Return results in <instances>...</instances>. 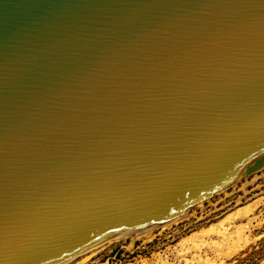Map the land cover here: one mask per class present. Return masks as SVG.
<instances>
[{
    "label": "water",
    "instance_id": "obj_1",
    "mask_svg": "<svg viewBox=\"0 0 264 264\" xmlns=\"http://www.w3.org/2000/svg\"><path fill=\"white\" fill-rule=\"evenodd\" d=\"M264 160V0H0V264L175 220Z\"/></svg>",
    "mask_w": 264,
    "mask_h": 264
},
{
    "label": "rangeland",
    "instance_id": "obj_2",
    "mask_svg": "<svg viewBox=\"0 0 264 264\" xmlns=\"http://www.w3.org/2000/svg\"><path fill=\"white\" fill-rule=\"evenodd\" d=\"M239 230L247 238L241 247ZM134 232L104 238L59 264L218 263L216 254L226 246L238 248L222 256L219 264H264V160L259 168L211 191L174 221ZM214 241L221 247L212 246Z\"/></svg>",
    "mask_w": 264,
    "mask_h": 264
},
{
    "label": "bare ground",
    "instance_id": "obj_3",
    "mask_svg": "<svg viewBox=\"0 0 264 264\" xmlns=\"http://www.w3.org/2000/svg\"><path fill=\"white\" fill-rule=\"evenodd\" d=\"M236 176L237 175H235V176H233L229 181H231V180H233L234 178H236ZM197 203H199V200L194 204V205H196ZM230 216V215H229ZM172 221H174V220H172ZM171 221H169V222H166V224L167 223H170ZM165 223H162V224H160V225H164ZM159 225V226H160ZM157 225H155V226H150V227H148V228H151V227H156ZM243 227V226H242ZM137 231V230H136ZM129 232H131V231H129ZM134 232V231H133ZM123 233H128V232H121V233H116V234H113V235H111V236H108V237H112V236H118V235H120V234H123ZM135 233V232H134ZM223 233V232H222ZM224 234V233H223ZM236 235H237V237H238V241H237V243L239 244L240 243V247L241 246H243V244L241 245V243H245L246 241H247V238L245 237L246 235L245 234H243V231L242 230H239L237 233H236ZM136 236V235H135ZM108 237H106V238H108ZM227 237V236H226ZM102 240V239H101ZM101 240H99V241H101ZM103 240H104V238H103ZM228 240V239H227ZM99 241H97L98 243H99ZM226 241V240H225ZM210 243V242H209ZM229 244V243H228ZM92 245V244H91ZM90 246V245H89ZM88 246V247H89ZM212 246H214V247H221V243L220 242H213V244H212ZM235 246V245H234ZM238 246V245H237ZM236 248H238V247H236ZM236 248L235 247H231V246H226L225 247V249L223 250V251H221V252H218V254H216L218 257H217V259L219 258L220 259V261H219V259H218V263L217 262H213V261H211V262H207V264H219V262H222L221 261V257L223 256V257H228L229 255H231L233 252H235L236 251ZM220 251V250H219ZM203 258V257H202ZM201 259V258H200ZM205 259H207V258H205ZM224 259V258H223ZM222 259V260H223ZM213 260V259H212ZM204 261V260H203ZM206 264V263H205Z\"/></svg>",
    "mask_w": 264,
    "mask_h": 264
}]
</instances>
